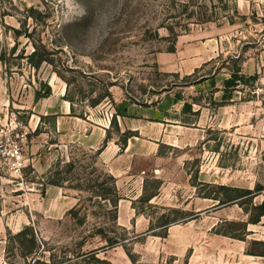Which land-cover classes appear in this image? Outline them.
<instances>
[{
    "label": "rangeland",
    "instance_id": "rangeland-1",
    "mask_svg": "<svg viewBox=\"0 0 264 264\" xmlns=\"http://www.w3.org/2000/svg\"><path fill=\"white\" fill-rule=\"evenodd\" d=\"M263 33L264 0H0V125L15 114L30 121L34 91L46 84L72 98L75 114L103 122L127 104L170 95L184 125L158 157L137 160L147 169L146 193L162 187L153 201L134 200L147 217L137 226L118 222L112 174L96 151L60 138L52 116L32 133L41 144L26 148L22 175L0 146V264H187L190 254L191 264H264V255L246 256L264 251V215L250 221L264 200V93L256 91L264 66L235 71L264 50ZM210 39L219 53L188 72L183 53ZM41 55L48 59L36 66ZM221 70L232 78L224 92L213 78L197 82ZM221 95L227 100L216 101ZM207 103L211 125L195 128V108ZM46 139L61 146L52 145L44 170L35 156L49 155ZM50 180L62 194L48 190ZM221 184L254 192L227 203L205 196L225 198Z\"/></svg>",
    "mask_w": 264,
    "mask_h": 264
},
{
    "label": "crops",
    "instance_id": "crops-1",
    "mask_svg": "<svg viewBox=\"0 0 264 264\" xmlns=\"http://www.w3.org/2000/svg\"><path fill=\"white\" fill-rule=\"evenodd\" d=\"M179 50L180 47H178L177 51ZM219 51V43L217 40L215 42V39L204 42L203 46L197 43L193 51L187 54L183 53V56H189L187 61L190 63L188 72L194 71L196 68L205 65L208 61L213 59ZM263 66L264 50L258 53L257 56L248 57L247 60L243 59L241 62V71L254 74L257 71L261 72ZM210 75L211 74L206 73L205 80L213 78L214 82L211 83L216 88V92H224L223 84H225L226 79L229 78L230 73L221 70L216 73L214 77ZM235 91L238 90L235 89ZM63 95V89L60 94L56 93L53 89L49 95L35 99L30 121L23 120L16 114L11 117H17V119L21 120L30 130V138L26 148L30 149L35 146L37 149L40 148L39 146L41 143H38L39 139L36 136L33 138L32 133L38 126H41L42 117L52 116L54 118L53 127L57 133H59L60 138L79 142L86 148L96 151L98 160L115 177V183L121 195L118 201V222L123 225L134 223L136 226L141 222L146 223V215L137 212L134 200L142 195H147V200L153 201L154 198L161 193L162 187H160L159 190L146 193L145 178L147 176V169L145 167H138L136 165L137 160L140 156L149 155L156 158L159 155V150L163 143L168 142L174 144L171 141H167V138H171L172 131H180L184 127L179 118L181 116V107L177 106V100H175L173 96L166 95L161 98L157 104L153 105L138 103L125 105L121 110V114H118L119 128L116 129V134H112L107 143L103 145L109 133V129L111 128L110 120L103 122L101 120H93L89 116L86 117L73 114L70 100ZM223 98L221 95V98L217 99L215 97V100H227L226 96ZM231 100L236 101L237 98L231 97ZM226 104L227 103L219 104V111H224L227 106ZM210 108L209 103L203 106V108L200 104L199 107L195 108V111H200L198 117L192 122L195 128H201L200 126L203 125H211L213 113H211ZM34 116L36 118H34ZM126 130H133L135 134L128 136L124 144V142H121L120 137ZM46 141L49 143V155L47 154L44 160H41L38 155L35 156L36 159L39 160L38 162L44 165V170L52 165V145L61 146L59 142H53L47 139ZM101 146H103L101 151L97 152ZM154 171H160V167L156 165ZM137 181L141 183L139 189H137L139 187L138 184H136ZM48 185L49 191L51 190L56 193L60 192L62 194V185L47 183V186ZM64 209H68V206L65 205ZM144 218H146L145 221ZM243 256L244 254L241 255L242 258ZM246 256L247 258H254L255 255L246 253ZM196 257L195 254H190L187 264H191ZM253 263L254 261L248 262V264ZM236 264L243 263L236 262Z\"/></svg>",
    "mask_w": 264,
    "mask_h": 264
},
{
    "label": "trees",
    "instance_id": "trees-1",
    "mask_svg": "<svg viewBox=\"0 0 264 264\" xmlns=\"http://www.w3.org/2000/svg\"><path fill=\"white\" fill-rule=\"evenodd\" d=\"M235 10H238L237 8ZM244 16V15H242ZM231 22H234L232 21V19H230ZM14 30H16L17 33L20 32V30L18 28H15L14 27ZM177 37H178V34H176L175 36V39H174V42L173 44L169 47V50H175L176 49V40H177ZM37 53V50L35 49L33 51V54H36ZM45 59H48L46 56L44 55H41L37 61H36V66L40 65L42 63V61H44ZM235 71L237 72V74L241 71V67H238L237 69H235ZM252 77H256V75H251ZM206 78V73H202L200 76H199V79L197 80V82L199 81H202ZM232 78H228L226 79V84H229L230 82H232L231 80ZM233 85V88H236L237 84L236 83H232ZM52 92V88L50 85L46 84L44 85L43 89H36L35 90V99H38L42 96H47L49 95L50 93ZM65 98L71 100V110H72V113H74V103L72 101V98L70 96L67 95V93L65 94L64 96ZM189 103L188 102H185V106H184V109H186L188 107ZM199 111H194V113H198ZM111 124L113 126H115L116 128H119V122H118V115L117 113L113 115V117L111 118ZM132 134H135V132L133 130H126L124 132V138H123V142L125 144L126 142V139L128 136L132 135ZM110 133H108L104 143L106 144L107 141L109 140V137H110ZM103 146H101L97 152L101 151ZM124 147V146H122ZM112 179L114 181V185L112 187V191L115 193V200H114V204H115V208H116V211H117V216H118V201L121 197V195L119 194L118 192V189H117V186H116V183H115V177L112 175ZM50 183H55V184H59L61 185V183H59L58 181H52L50 180L49 181ZM221 187L223 189H225V193H226V197L225 198H222V197H218V196H215V195H212L211 193H206L205 196H209V197H214V198H218L219 199V203H227V202H233V201H236L237 199L239 198H242V197H246V196H249L251 195L254 191L252 188H249V187H240V186H234V185H230V184H221ZM256 208L258 209V216L257 217H254V218H250V221L251 222H258L260 219H261V216L264 215V200L257 204L256 205ZM238 236V235H237ZM262 243H264V240H261ZM251 254H258V255H264V251H247Z\"/></svg>",
    "mask_w": 264,
    "mask_h": 264
},
{
    "label": "built area",
    "instance_id": "built-area-1",
    "mask_svg": "<svg viewBox=\"0 0 264 264\" xmlns=\"http://www.w3.org/2000/svg\"><path fill=\"white\" fill-rule=\"evenodd\" d=\"M264 42V33L262 35ZM264 93V85L257 88ZM111 121V118H108ZM30 138V130L17 117L0 125V146H5L3 153L8 159L9 167L15 176L22 175L27 165L26 146Z\"/></svg>",
    "mask_w": 264,
    "mask_h": 264
}]
</instances>
